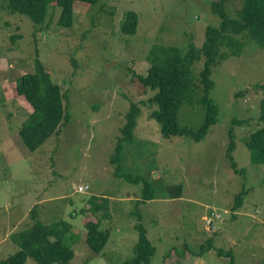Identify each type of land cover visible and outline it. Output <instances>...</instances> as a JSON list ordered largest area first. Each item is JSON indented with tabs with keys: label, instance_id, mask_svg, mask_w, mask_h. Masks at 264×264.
Listing matches in <instances>:
<instances>
[{
	"label": "rangeland",
	"instance_id": "obj_1",
	"mask_svg": "<svg viewBox=\"0 0 264 264\" xmlns=\"http://www.w3.org/2000/svg\"><path fill=\"white\" fill-rule=\"evenodd\" d=\"M211 1L100 0L90 8L76 3L71 28L57 25L56 7L36 35L34 23L10 13L5 2L0 9V262L18 251L10 236L33 225L36 208L43 224L72 225L64 239L74 254L68 264L130 261L139 237L136 225L156 250L149 264H230L228 252L232 264H264V165L252 164L246 147L263 126L264 87L257 86H264V50L249 41L241 54L212 68L217 123L199 142L163 138L160 124L150 118L154 93L132 77L146 74L145 56L154 45L177 47L183 54L189 44L200 48L206 26L220 22ZM228 4L234 17L241 0ZM129 11L138 14L133 35L120 31ZM16 34L21 37L13 45ZM35 51L60 87L69 119L30 152L18 132L33 108L16 88L21 76L34 71ZM132 104L140 113L130 136L121 139ZM203 117L197 102L184 104L177 123L196 130ZM230 131L231 156L243 173L231 169L227 159ZM244 190L242 207L233 211ZM92 198L108 199L106 209L83 215ZM91 219L110 235L99 254L85 242L84 223Z\"/></svg>",
	"mask_w": 264,
	"mask_h": 264
},
{
	"label": "trees",
	"instance_id": "obj_2",
	"mask_svg": "<svg viewBox=\"0 0 264 264\" xmlns=\"http://www.w3.org/2000/svg\"><path fill=\"white\" fill-rule=\"evenodd\" d=\"M99 1L2 0L0 9L5 8L6 2V8L10 13L27 16L35 25L33 35H36L38 30L46 29V18L52 16L50 11L55 10L56 7L60 8L57 25L60 28L69 29L75 24L74 5L76 3L90 8L99 4ZM230 1L212 0L210 2V10L220 19V22L217 27L206 26L205 39L200 48L189 44L186 54H183L177 47L154 45L145 56L149 64L146 74L132 73L133 78L154 93L148 100L149 104L156 106L150 118L160 124V132L165 139L185 136L195 142L203 140L209 129L217 123L218 115V107L210 97L214 88L211 79L212 68L229 56L241 54L249 41L264 50V0H241V7L236 12L232 10L234 17L228 14V10H231L228 4ZM121 20L120 31L123 34H135L138 14L126 12ZM20 37L18 34L11 36L12 44L15 45ZM33 44L37 46L34 36ZM34 57V71L21 76L16 88L18 95L23 96L33 108L32 114L21 124L18 132L22 144L30 152L36 151L52 135L58 133L59 126L65 125L69 119L68 113H65L67 110L63 104L65 97L61 95L60 87L52 83L37 51L34 52ZM196 77L199 78V85L195 83ZM257 87L262 89L264 86ZM195 102L202 106L204 111L202 124L196 130L180 127L177 123L179 109L184 104L193 105ZM261 107L259 120L262 122L260 125L263 126L252 133L246 141L250 161L257 165H264V100ZM139 113L140 108L132 104L126 116L127 123L122 129L121 139L130 136ZM234 123L241 124L237 121ZM229 139L227 159L230 167L237 173H243L236 169L231 156L235 147L231 131ZM126 179L133 181L130 177ZM144 192V198L149 200L150 193L147 185L144 186ZM246 194L247 191L244 190L236 196L233 211L242 207L243 196ZM96 200L98 201L96 198L90 199L89 208L81 213L85 215L89 211L93 215L105 210L108 199L103 198L102 203ZM31 219L34 221L31 227L10 236V241L18 247V251L1 261L0 264H25L28 258L33 260V264H68L74 254L71 248L64 243V239L72 231V225L67 221L43 224L37 221L36 208L32 210ZM84 227L87 246L92 252L99 254L106 245L110 236L109 232L100 229L99 222L92 219L85 222ZM135 229L139 237L134 247V256L124 264H149L156 250L147 238L145 229L141 225H136ZM210 246L207 244V247ZM204 249L205 246H202V250ZM227 255L232 264L231 253L228 252Z\"/></svg>",
	"mask_w": 264,
	"mask_h": 264
},
{
	"label": "water",
	"instance_id": "obj_3",
	"mask_svg": "<svg viewBox=\"0 0 264 264\" xmlns=\"http://www.w3.org/2000/svg\"><path fill=\"white\" fill-rule=\"evenodd\" d=\"M211 227V229L213 230V225H212V222L208 223Z\"/></svg>",
	"mask_w": 264,
	"mask_h": 264
},
{
	"label": "built area",
	"instance_id": "obj_4",
	"mask_svg": "<svg viewBox=\"0 0 264 264\" xmlns=\"http://www.w3.org/2000/svg\"><path fill=\"white\" fill-rule=\"evenodd\" d=\"M86 190H87V188H86ZM80 191H83V189L82 188H80ZM219 217V216H218Z\"/></svg>",
	"mask_w": 264,
	"mask_h": 264
},
{
	"label": "crops",
	"instance_id": "obj_5",
	"mask_svg": "<svg viewBox=\"0 0 264 264\" xmlns=\"http://www.w3.org/2000/svg\"><path fill=\"white\" fill-rule=\"evenodd\" d=\"M208 221V220H207ZM209 221H211V220H209ZM214 228V227H213Z\"/></svg>",
	"mask_w": 264,
	"mask_h": 264
}]
</instances>
